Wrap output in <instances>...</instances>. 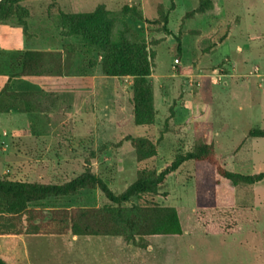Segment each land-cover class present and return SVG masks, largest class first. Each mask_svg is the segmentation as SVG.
Returning <instances> with one entry per match:
<instances>
[{
    "label": "rangeland",
    "instance_id": "obj_1",
    "mask_svg": "<svg viewBox=\"0 0 264 264\" xmlns=\"http://www.w3.org/2000/svg\"><path fill=\"white\" fill-rule=\"evenodd\" d=\"M204 1L147 0L146 18L141 10L142 18L123 13V5L108 11L101 27L106 33L98 39L87 33L88 23L73 27L68 14L53 8L39 10L33 19L18 10L3 21L0 179L63 185L89 167L120 195L139 170L163 171L210 132L226 169L264 172V139L248 137L249 130L264 129V0H213V9L193 14ZM9 26L17 30L15 44L3 46ZM115 46L122 48L124 68L110 76L103 62ZM47 49L74 50L70 74L18 84L13 74L19 55ZM11 82L14 90L31 91L29 108L6 96ZM128 138L149 140L156 156L139 163ZM201 170L187 162L158 195L121 206L98 189L32 205L126 213L149 204L174 207L182 236L154 237L145 250L127 239L4 236L0 256L9 264H264V182L233 187L219 178L217 208L199 210Z\"/></svg>",
    "mask_w": 264,
    "mask_h": 264
},
{
    "label": "trees",
    "instance_id": "obj_2",
    "mask_svg": "<svg viewBox=\"0 0 264 264\" xmlns=\"http://www.w3.org/2000/svg\"><path fill=\"white\" fill-rule=\"evenodd\" d=\"M22 0H4L0 4V24L10 19L16 11L28 10L21 6ZM213 0H205L193 14H205L213 9ZM127 14L134 12L142 18L139 9L125 6ZM109 15L105 7H99L89 14H69L71 26L78 27L88 23L87 33L97 39L103 31L104 20ZM168 19H165V24ZM102 27V28H101ZM167 33L170 31L165 27ZM99 36V37H98ZM121 47L115 46L103 62V71L110 76L123 74L124 61L120 55ZM74 50L40 51L29 50L17 58L14 78L64 77L70 74L73 66ZM125 73V72H124ZM6 96L13 101L24 102L30 106L31 93H9ZM29 108V107H28ZM248 137L264 139V129H251ZM137 150V161L142 163L156 156V146L149 140L128 138ZM193 161L203 170L196 177V207L199 210L217 208V187L219 178L233 187H253L264 182V172L246 175L230 171L222 166L214 152L212 133L206 139L196 141L193 150L179 154L163 171L151 169L138 171L137 180L123 194H115L108 185L94 175L87 167L84 174L63 184L46 185L22 181L0 179V237H36L62 236L85 238H113L133 241L140 250L148 248V241L154 237L182 236L184 231L176 208L149 204L128 213L123 209L108 208H71V209H35L33 204L50 197L75 195L83 189H98L107 200L117 206L129 202L132 198L156 196L167 178L176 173L182 165ZM0 264L9 262L0 256Z\"/></svg>",
    "mask_w": 264,
    "mask_h": 264
},
{
    "label": "crops",
    "instance_id": "obj_3",
    "mask_svg": "<svg viewBox=\"0 0 264 264\" xmlns=\"http://www.w3.org/2000/svg\"><path fill=\"white\" fill-rule=\"evenodd\" d=\"M23 6L29 11L32 19L37 16L38 11L43 9L48 11L50 8L56 9V11L64 14H89L95 12L99 7H105L107 11L117 10L123 5L132 7L135 4L141 10L144 18V4L147 0H24ZM17 30L12 27H6L3 38L8 40V44H3V46H9L15 44L13 37H15ZM13 50V48H9ZM29 51V50H27ZM40 51H54L53 49L40 50ZM62 51V50H59ZM18 81V82H17ZM18 84H25L26 79L19 78L16 80ZM15 83H10L9 93H31V91L20 92L13 89ZM39 85L38 88L42 90L43 85ZM32 94V93H31Z\"/></svg>",
    "mask_w": 264,
    "mask_h": 264
},
{
    "label": "water",
    "instance_id": "obj_4",
    "mask_svg": "<svg viewBox=\"0 0 264 264\" xmlns=\"http://www.w3.org/2000/svg\"><path fill=\"white\" fill-rule=\"evenodd\" d=\"M4 0H0V4L3 2Z\"/></svg>",
    "mask_w": 264,
    "mask_h": 264
}]
</instances>
